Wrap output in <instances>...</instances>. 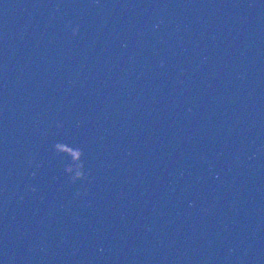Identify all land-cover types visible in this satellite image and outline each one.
<instances>
[{
    "label": "water",
    "instance_id": "obj_1",
    "mask_svg": "<svg viewBox=\"0 0 264 264\" xmlns=\"http://www.w3.org/2000/svg\"><path fill=\"white\" fill-rule=\"evenodd\" d=\"M0 264H264V0H0Z\"/></svg>",
    "mask_w": 264,
    "mask_h": 264
},
{
    "label": "clouds",
    "instance_id": "obj_2",
    "mask_svg": "<svg viewBox=\"0 0 264 264\" xmlns=\"http://www.w3.org/2000/svg\"><path fill=\"white\" fill-rule=\"evenodd\" d=\"M73 34L77 35L79 34V27H76L75 29H73ZM62 126V125H61ZM87 179V177L84 178V180ZM33 191H35V188H33Z\"/></svg>",
    "mask_w": 264,
    "mask_h": 264
}]
</instances>
